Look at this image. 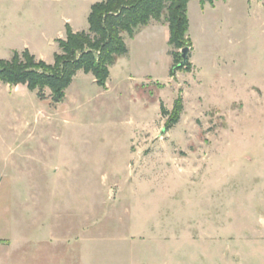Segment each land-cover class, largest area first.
Listing matches in <instances>:
<instances>
[{"label":"rangeland","instance_id":"1","mask_svg":"<svg viewBox=\"0 0 264 264\" xmlns=\"http://www.w3.org/2000/svg\"><path fill=\"white\" fill-rule=\"evenodd\" d=\"M98 1L0 0V19L54 64L67 19L88 31ZM188 17L191 69L174 77L163 17L123 34L105 88L79 71L54 104L1 84L0 211L59 216L80 264H264V0H192ZM179 97L167 130L160 106Z\"/></svg>","mask_w":264,"mask_h":264},{"label":"trees","instance_id":"2","mask_svg":"<svg viewBox=\"0 0 264 264\" xmlns=\"http://www.w3.org/2000/svg\"><path fill=\"white\" fill-rule=\"evenodd\" d=\"M192 0H105L94 4L88 17V31L75 32L66 25V39H58L60 52L54 56V64L38 61L30 51H15L10 59H0L1 84L27 86L38 90L39 97L45 99V88L52 91V102L61 103L65 91L72 84L79 71L92 74L97 84L105 88L110 78V68L120 57L129 53L123 34L134 38L139 28L147 27L151 22H160L163 17L169 28L168 45L173 47L174 65L170 71L172 77L176 70L191 69L183 61L182 51L192 47L189 38L190 20L188 6ZM217 0H200L204 6H214ZM190 55V53H189ZM161 114L168 118L167 130L178 124L184 103L179 97L168 111L161 104Z\"/></svg>","mask_w":264,"mask_h":264},{"label":"crops","instance_id":"3","mask_svg":"<svg viewBox=\"0 0 264 264\" xmlns=\"http://www.w3.org/2000/svg\"><path fill=\"white\" fill-rule=\"evenodd\" d=\"M67 21L72 25L70 19ZM17 22H20L17 17L0 19V52L7 53H0V59H9L13 51L28 47H19L11 42L12 37L20 33ZM150 24L145 28L158 26ZM141 31H137L134 38ZM58 217L51 213H39L32 208L18 212L0 211V264H80L79 259L74 258L76 256L70 259L72 249L69 234L64 237V231L60 232L61 228L64 229V222L48 220Z\"/></svg>","mask_w":264,"mask_h":264},{"label":"water","instance_id":"4","mask_svg":"<svg viewBox=\"0 0 264 264\" xmlns=\"http://www.w3.org/2000/svg\"><path fill=\"white\" fill-rule=\"evenodd\" d=\"M189 53H190V48H185L181 51L183 61L181 62L180 66H184L188 62Z\"/></svg>","mask_w":264,"mask_h":264}]
</instances>
